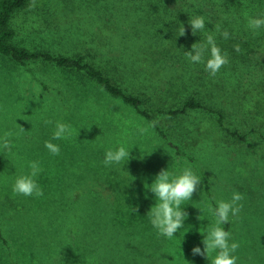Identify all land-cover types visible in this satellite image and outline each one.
<instances>
[{"label": "rangeland", "instance_id": "rangeland-1", "mask_svg": "<svg viewBox=\"0 0 264 264\" xmlns=\"http://www.w3.org/2000/svg\"><path fill=\"white\" fill-rule=\"evenodd\" d=\"M194 1L35 0L30 7V0L13 14L16 45L83 54L146 110L175 109L189 98L207 110L176 117L154 111L150 121L81 72L0 55V137L12 133L11 151H0V264H98L102 253L94 255L92 241L122 236L125 223H136V264H211L214 252L207 260L191 249H203L215 223L208 206L230 201L234 191L244 197L242 210L221 226L240 245L236 264H264V37L256 44L253 30L220 35L228 14L240 22L254 17L241 0ZM194 14L216 24L205 21L193 35ZM209 34L229 60L214 77L184 55ZM56 121L71 126L69 138L52 139ZM45 141L58 145L59 155ZM121 144L132 158L106 167L105 152ZM33 161L42 169L34 179L43 195L14 193L15 178L29 174ZM185 167L201 184L181 205L184 227L167 238L150 223L155 197L146 187L161 169Z\"/></svg>", "mask_w": 264, "mask_h": 264}, {"label": "clouds", "instance_id": "clouds-1", "mask_svg": "<svg viewBox=\"0 0 264 264\" xmlns=\"http://www.w3.org/2000/svg\"><path fill=\"white\" fill-rule=\"evenodd\" d=\"M30 7H35V0H32ZM193 35L205 28V20L201 15L194 14L193 18L188 21ZM248 27L254 32L264 28V16L248 18ZM219 32V27L216 29ZM186 29L182 25L179 29V35H185ZM220 35L225 39H229V33L223 31ZM235 51L239 52V45H234ZM185 57L192 63H203L205 70L209 75L215 76L222 66L228 64L229 60L226 53H222L217 46L215 36L209 34L204 43H194L191 50L184 51ZM46 124L53 123L50 120L44 121ZM154 126V125H153ZM23 131L24 129L21 128ZM147 128L140 127L138 132L143 135L147 132ZM73 129L70 125L60 121L55 122V130L52 139H67L72 135ZM78 135V134H77ZM12 133L5 132L0 137V151H11L12 142L10 137ZM45 147L53 155H59L60 148L58 145L45 141ZM130 149L124 145H120L115 149H108L105 152L104 165H121L131 159ZM125 165V163L123 164ZM31 171L27 175H19L15 178L12 190L14 193L23 196H42L43 191L34 179L42 171L39 163L33 161L30 163ZM123 170V169H122ZM201 184V177L194 174L190 167L183 168L179 173L169 172L168 169H161L153 179L152 183L146 187L154 194L155 204L148 211L151 225L157 230L158 235L172 238L178 230L184 227V221L187 218V212L181 207L182 203L191 200L193 194L197 191ZM244 199L239 192H233L230 201L219 200L216 207L208 206V211L215 217V223L209 227L206 234H203V249L199 246H193L191 253L193 256H202L207 260L214 252L211 258V264H236L237 257L233 255L240 247L237 242H229L231 233L226 231L221 225L229 222V216L239 217L243 205L239 202Z\"/></svg>", "mask_w": 264, "mask_h": 264}, {"label": "trees", "instance_id": "trees-1", "mask_svg": "<svg viewBox=\"0 0 264 264\" xmlns=\"http://www.w3.org/2000/svg\"><path fill=\"white\" fill-rule=\"evenodd\" d=\"M29 1L30 0H0V55L8 57L16 64L22 66H25L29 62L33 61H45L53 63L55 66L60 67L63 70L81 72L88 79H91L95 83L99 84L104 89V91H106L113 97L122 98L128 105L134 108V110L138 114L150 121L153 120L152 113L154 111L161 115L176 117L178 115L185 114L188 110L191 109L201 108L207 110V107L200 101L196 100L195 98H189L183 102L181 107H177L175 109L156 108L153 109L151 112L150 110H146L142 107L143 100L141 98H139L137 95L127 92L124 88L119 86L114 81V79L108 76L100 67H97L91 62L86 61V58L83 54H77L72 56L54 54L51 51L44 49L30 50L25 47L16 45L12 41L14 32L9 26L10 21L13 17V14L17 10H20L21 8L25 7L29 3ZM216 1H219L222 5L226 4V2H231L232 0H214L213 2L215 3ZM241 1L246 4V11H250L253 15L255 14L258 17L264 16V0ZM192 2L195 1L192 0ZM193 9L196 8L193 6ZM255 15L254 17H256ZM223 19V27L228 33L236 30L240 31V33H245L244 31L251 30L248 27V21L246 19H244L245 21L242 20L244 22H240L239 20L234 19V17H232V15L230 14H228V18L225 16ZM205 21L206 26L210 28L211 26H214L216 24H210L207 22V20ZM227 25H231L229 29H227ZM262 29L263 28L252 32L254 33L253 41L256 44H260L259 41L256 42L255 40V37L257 35L260 37H264V30ZM206 30L208 31V28H206ZM256 46L259 45H255V47ZM231 134L233 136H237L235 132H231ZM130 198L131 196L128 198L129 201H131ZM132 207L134 208V210L133 208H129L130 210H132V214L130 215L136 218V207ZM121 209L124 210V208ZM135 226L136 223H125V229L122 231V236H120L118 232L114 231V233H112V236L115 237H110L109 239L104 240L92 241L94 255H98L99 252L102 253L101 256L103 258V261H100L98 264H136V240H134V235L131 234L132 228H135Z\"/></svg>", "mask_w": 264, "mask_h": 264}]
</instances>
